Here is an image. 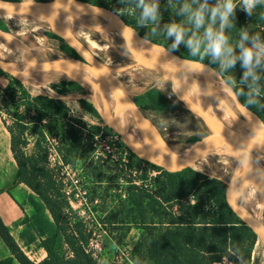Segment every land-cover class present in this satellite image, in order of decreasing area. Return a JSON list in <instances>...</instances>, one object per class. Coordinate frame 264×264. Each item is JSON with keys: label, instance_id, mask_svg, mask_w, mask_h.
I'll return each mask as SVG.
<instances>
[{"label": "rangeland", "instance_id": "rangeland-1", "mask_svg": "<svg viewBox=\"0 0 264 264\" xmlns=\"http://www.w3.org/2000/svg\"><path fill=\"white\" fill-rule=\"evenodd\" d=\"M16 19L19 21H14ZM66 22L74 23L75 21L67 19ZM0 25L6 28V31L0 29L1 31L10 34L22 45L25 42L26 48H30V50L32 48L28 57H23L21 54L16 55V57L8 53V56L3 58L5 61L14 64L16 71L23 72L26 70L27 66L23 65L25 62H40L68 57L62 49L63 43L67 44V42L44 17L28 14H0ZM78 26L87 28L81 23H78ZM154 28L152 27L147 31L149 38L143 37L135 28L133 29L142 40L166 48L158 43L163 39L164 34L160 33L159 27L156 28L155 32L153 31ZM115 30L112 31V36L111 34L106 36L93 28L84 29L82 32L73 33V42L78 46L85 47L89 54L86 53V55L98 63L106 73L112 75L118 81L119 87L123 90L126 89V94L135 102L139 96L153 87L171 99L178 106L177 109L162 112L140 109L148 118L155 120L161 126L166 141L176 153L181 155L188 153L195 142L211 133L206 121L181 102L170 79L163 77L158 70L142 67L135 58L130 59L128 55L131 53L122 35L117 29ZM202 61H206L210 66L214 64L208 58ZM213 68L220 72L218 64ZM167 72L166 70L165 74L168 77ZM43 74L44 71H41L34 75L40 78H50L57 75L51 73L45 77ZM0 76L2 77V82H0V116L6 121L7 126H14L19 118L25 115V94L49 96L62 100L69 106L70 119L56 120L44 116L37 120L33 119L34 112H31L27 117L25 116V119L22 118V122L27 128L22 134L24 142L22 147L28 159L38 164L35 169L50 174L61 188V194L67 201L71 202L73 210L68 214L73 223L79 220L87 234H90L89 248L93 250L98 264H135V260L138 263L146 264L140 255L134 257L133 254L134 248L138 244L139 250L146 249L148 241L146 227L142 224L132 226L124 241L116 243L114 237H118V234L123 230L114 232L112 238L108 234L109 226L104 222L110 213L123 212V208L120 206V196L123 193L125 182L120 158L122 157L125 163L129 161L131 156L129 149L137 156H142L141 158L144 160L161 165L165 169L167 167L154 161L151 156L135 151L113 126L106 122L104 116L105 102H102L103 99H101L97 104L95 96L99 95L102 87L107 85L95 75L94 79H91L93 85L89 89L75 81L70 74H66L53 79L51 83L36 84L30 89L21 81V78H15L1 71ZM216 79L221 81L218 75H216ZM6 88H11L12 92H15V99L10 97ZM215 89L214 86V91ZM63 91L68 92L64 94ZM218 92L221 96L227 97L228 104L235 108L233 97L226 87L220 88ZM184 97L188 98L186 92ZM247 109L251 111L249 108ZM115 112L116 107L114 106L110 113L113 115ZM72 118L80 120L87 127L76 123ZM90 125H98L102 128L108 126L113 132L102 131L96 134L94 138H90L88 131ZM70 132H72L73 137L79 139L76 149L71 151L67 146L68 143L65 142ZM130 134L133 135L134 133ZM241 147L264 167L261 150L257 151L249 142L242 144ZM217 148L207 150L201 159L192 165V168L206 176L222 180L227 186L235 176L239 164L225 146L220 145ZM145 168V166L140 165L134 173L140 174ZM167 169L169 170V168ZM146 174L148 175L147 182L150 181L151 177L156 176V173L152 172ZM38 178H45V175L39 173ZM260 187L261 194L258 193V188L250 176L244 180L243 194L258 203H262L264 207V183L261 177ZM93 189H97V194L94 195ZM76 215L79 219L75 217ZM29 216L27 217L29 218ZM262 244L263 240L258 235V240L249 258L232 254V258L224 257L220 262L214 264H264ZM58 247L59 249L61 247L66 249V246L61 243Z\"/></svg>", "mask_w": 264, "mask_h": 264}, {"label": "trees", "instance_id": "trees-1", "mask_svg": "<svg viewBox=\"0 0 264 264\" xmlns=\"http://www.w3.org/2000/svg\"><path fill=\"white\" fill-rule=\"evenodd\" d=\"M83 1L118 11L124 20L145 38H149L148 29L159 27L160 33L164 36L158 43L173 51L170 47L171 40L165 36L164 25L184 19L176 13L185 0H159L161 19L158 25L150 22L144 25L140 23L137 0ZM209 2L214 3L215 0H209ZM241 28L247 29L250 35L259 34L264 40V4L258 5L251 16L237 8L235 27L227 30L233 44L238 41ZM0 29L6 31L2 25ZM81 48L87 51L85 47ZM62 49L70 57H80L68 44L63 43ZM173 52L189 58L183 45L179 51ZM202 62L208 64L206 61ZM214 64L211 67H216ZM256 71L260 79L253 87L258 90V95L253 88L249 87L250 81L241 82L243 70L239 63L229 72L223 73L220 70V73L235 88L243 104L264 120V65ZM229 77L232 78L231 83ZM6 91L12 99H15V92H12L11 88H6ZM67 92L63 91L64 94ZM25 95V115L19 118L14 126L6 125L11 135L10 148L17 164L16 179L6 189L9 190L19 183H24L40 200L31 199L34 210L31 216L24 220L26 225L24 233L28 236L29 242L39 239L41 247L47 252V258L37 264H98L93 250L89 248L90 234H87L79 220L73 223L68 214L73 210L71 202L64 198L61 188L50 174L35 169L38 164L28 159L22 147L24 144L22 134L27 129L22 122L25 116L34 112L33 119L37 120L44 116L56 120L70 119L69 106L62 100L49 96ZM136 103L142 109L157 112L170 111L178 107L154 87L139 96ZM5 105H7L6 102ZM72 120L87 127L80 120L75 118ZM3 121L6 124V121ZM88 131L90 138H94L102 131L113 132L108 126L102 128L98 125L88 126ZM128 131L134 134L141 133ZM65 142L68 143L66 145L71 151L76 149L79 139L73 137L70 132ZM129 151L131 153L129 161L125 163L122 157L120 158L125 182L120 196L123 212L110 213L104 222L109 226L108 234L111 237L114 232L123 230L118 237H114L116 243L124 241L132 226L142 224L148 231L146 249L139 250L138 244L133 254L134 257L140 255L146 264H214L224 257L232 258V254L250 257L258 235L229 207L225 196L226 185L222 180L206 176L193 168L168 171L162 166L137 156L130 149ZM65 160L68 161L67 158ZM140 165L145 166V170L135 174L134 171H137ZM148 172L156 173L149 182H147L146 174ZM39 173H43L45 178H38ZM4 190H0V193ZM93 191L94 195L97 194V189ZM75 217L79 219L78 215ZM0 237L20 264H36L18 245L1 216ZM59 243L64 244L67 249L64 247L59 249ZM135 264L141 263L135 260Z\"/></svg>", "mask_w": 264, "mask_h": 264}, {"label": "water", "instance_id": "water-1", "mask_svg": "<svg viewBox=\"0 0 264 264\" xmlns=\"http://www.w3.org/2000/svg\"><path fill=\"white\" fill-rule=\"evenodd\" d=\"M77 5L83 7L82 10H77L81 13L93 14L107 18L120 32L131 55L134 56L139 65L146 69L158 70L161 72L163 77L172 80V82L176 84L177 95L181 102L193 113L206 121L211 133L203 139L195 142L188 153L184 155L176 153L166 141L161 126L155 120L148 118L142 112L137 103L132 100L123 89L118 87L108 78L98 63L92 60L88 55L84 54L78 45L61 35L58 31L57 32L65 39L67 44L74 48V50L78 53L80 56L79 58L68 56L48 61H29L23 64L27 66V69L23 72L14 70V64L0 58V70L15 78H20L24 75L41 71L72 74L78 68L89 69L94 73V75L100 78L102 82L107 84L118 96V98L130 109L139 124L148 131L146 137L154 143V145L169 161L178 166L177 168H169V170L167 167L166 170L168 171H178L185 168H192V165L198 162L203 154L209 150L212 145L215 143H222L228 152L238 161V170L241 173L240 177L236 178L234 182L231 181L227 184L225 192L226 201L231 210L243 222L250 226L257 235L264 239V223L254 218L248 209L239 203L231 194L232 186L242 182L248 176L252 175V171H256L264 177V167L254 157L240 147L236 141V133L232 131L218 116H215L212 103L222 106L230 118L241 126L245 125L252 128H264V120L255 113L249 111L243 105L234 88L225 81L220 72H217L213 67L198 59H196V62H193V59L182 57L168 48H164L147 40L144 41L148 42L150 47L157 49L158 53L145 58L141 54L139 46L136 43V35H139L124 20L118 11L83 0H0V12L41 16L46 18L51 25L53 24L56 26L53 20L49 17V13L52 11L72 12L75 11V6ZM181 67L190 69L195 78L193 86H190V93H188L187 99L184 97L182 88L179 86L178 81L169 76L167 77L165 74L166 70L169 72V70ZM216 75L221 78V81L216 79ZM216 83L228 88L242 117L236 115L234 111L224 102L220 95L214 91ZM114 129L122 136L128 145L132 144L133 147L135 146V144L130 141L127 134L123 133L116 127ZM142 153L145 152L142 151ZM249 221L254 223L256 228L249 225Z\"/></svg>", "mask_w": 264, "mask_h": 264}, {"label": "bare ground", "instance_id": "bare-ground-1", "mask_svg": "<svg viewBox=\"0 0 264 264\" xmlns=\"http://www.w3.org/2000/svg\"><path fill=\"white\" fill-rule=\"evenodd\" d=\"M82 8H83L82 6L77 5V6H75V11H72V12H64V11H52V12H50L49 17L53 20L54 24L56 25V26H54L52 24V27L56 31H58L61 35H63L64 37H66L67 39H69L72 42H73V33L74 32H82L84 29L93 28L96 31H98L99 33H102L106 36L110 35L112 33V31H114L116 29L111 24V22L103 16H95L93 14H85V13H81L80 11H77V10H82ZM0 14H12V13L0 12ZM67 19L74 20L75 22L74 23L66 22ZM78 23L86 25L87 28L78 26ZM112 35L113 34H111V36ZM106 41H108V40H106ZM108 43H109V41H108ZM136 43L139 46L141 54L145 58L158 53L157 49L150 47L148 45V42L142 40L137 35H136ZM24 44H25V42H24ZM23 45L20 44L19 42H17L13 38V36H11L10 34L5 33V32L0 30V58L3 59L4 57L8 56V53L12 54L11 56H16L18 54H21V55H23V57H28L31 54L32 48L30 50V48H26L25 45L24 46ZM79 48L81 49V51L83 53L88 54V52L86 50L82 49L80 46H79ZM128 56L130 59L131 58L134 59L133 55L129 54ZM18 63H20V62H18ZM104 72L106 73L105 70H104ZM35 73L36 72L20 77L21 81L30 89L33 88L36 84H40V83L48 84V83H51V81L53 79L60 78L61 76L66 75V74L61 73V72L44 71L43 75H45V77L51 73H56L57 75L54 77H50V78H40V77H37L36 75H34ZM168 74H169V77L178 81V84L182 88L184 96H185V92H186V94L190 93V86H193V84L195 82L194 74L191 72L190 69H188L186 67L175 68V69L169 71ZM70 75L75 79V81H77L81 85L91 89V85H93L91 79L92 78L94 79L95 75L89 69L78 68L74 73H72ZM106 75L114 84H116L119 87L118 81L112 75H110L109 73H106ZM173 84H174V87L176 88V84L175 83H173ZM215 87H216L215 92L217 94H219L218 90L220 88H223L224 86L216 83ZM220 97L224 101H226V103L229 102L227 97H224L221 95H220ZM101 99H103L102 102H105V109L106 110H105L104 116H105L106 122L109 123L110 125H112L113 128L116 127L118 129H120L123 133L127 134L130 138V141H132L133 144H135L134 147L132 144H130L131 147L135 149V151H138V152L143 151L146 154H149L155 161H157L158 163H160V164H162L168 168H177L178 167L175 163H172L168 159H160L159 158V157H165V156L154 145V143L146 137V134H148L147 133L148 131L139 124V122L136 120L134 114L118 98V96L114 93V91L108 85L102 87L101 93L99 95L95 96V102L97 104ZM212 105H213L215 116H218L232 131H234L236 133V135H237L236 141L238 142L240 147L242 144L249 142V144H251L254 149H256L257 151L261 150L260 152L263 153V160H264V128H252V127L245 126V125H243V126L238 125L237 123H235L230 118V116L227 114V112L225 111V109L222 106H220L219 104H215V103H212ZM114 106L116 107V112H115V114L112 115V113H110V110ZM126 121H127V125H126ZM128 130L137 131V132H141V133H137V134L132 135L129 133ZM220 145L224 146L222 143H215L209 149L215 150ZM238 168H237V171L235 173V176L232 178V182H234L235 179L240 177V175H241ZM250 176L254 180L256 187L258 188V193L260 192V194H261L260 177H261L263 183H264V177H262L256 171H252V175H250ZM250 176H248V177H250ZM243 191H244V180L242 182L237 183V184L232 186L231 194L239 203L246 206V208L248 209V211L252 214V216L254 218H256L257 220L264 223V207H263L262 203H258L257 201L253 200L249 196L243 194ZM248 223L253 228H256L255 224L252 223L251 221H249ZM260 238L263 240L262 245L264 248V239L261 236H260ZM258 254H259V252H258ZM263 254H264V250H263Z\"/></svg>", "mask_w": 264, "mask_h": 264}, {"label": "clouds", "instance_id": "clouds-1", "mask_svg": "<svg viewBox=\"0 0 264 264\" xmlns=\"http://www.w3.org/2000/svg\"><path fill=\"white\" fill-rule=\"evenodd\" d=\"M264 4V0H185L177 10V15L184 19L164 25V33L171 40V49L179 51L181 45L187 50L189 58L203 60L208 58L218 64L223 73L240 64L243 74L241 82H251L253 86L259 81L257 69L264 65V40L259 34L250 35L241 28L238 41L233 44L227 30L235 27L237 8L251 16L254 9ZM140 9V23L158 25L161 19L159 0H137ZM156 31V28L153 29ZM229 82L232 78L229 77ZM252 101H250L251 103Z\"/></svg>", "mask_w": 264, "mask_h": 264}, {"label": "crops", "instance_id": "crops-1", "mask_svg": "<svg viewBox=\"0 0 264 264\" xmlns=\"http://www.w3.org/2000/svg\"><path fill=\"white\" fill-rule=\"evenodd\" d=\"M1 78L0 76V82H2ZM10 146L11 135L0 116V190L6 189L16 179L17 164ZM31 199L40 201L38 196L24 183L2 191L0 193V216L21 249L31 261L37 264L47 258V252L41 247L39 239L30 243L28 236L24 233L26 231L24 220L33 213ZM47 217L50 218V215L47 214ZM0 264H20L1 237Z\"/></svg>", "mask_w": 264, "mask_h": 264}, {"label": "flooded vegetation", "instance_id": "flooded-vegetation-1", "mask_svg": "<svg viewBox=\"0 0 264 264\" xmlns=\"http://www.w3.org/2000/svg\"><path fill=\"white\" fill-rule=\"evenodd\" d=\"M221 74V73H220ZM222 75V74H221ZM224 78V77H223ZM225 79V78H224ZM226 81V80H225ZM227 82V81H226ZM228 83V82H227ZM232 86V85H231ZM233 87V86H232ZM234 88V87H233ZM234 90H235V88H234ZM236 92V91H235ZM237 94V93H236ZM188 95V94H187ZM238 95V94H237ZM238 98H239V96H238ZM240 99V98H239ZM241 101V100H240ZM225 103H226V101H224ZM233 102H234V100H233ZM242 102V101H241ZM243 103V102H242ZM233 111H234V113L236 114V115H238V116H240V117H242V115H241V113H240V111L238 110V108L236 107V105H235V103H234V106H235V108L238 110V112H237V110L234 108V107H232V106H230V104H228V103H226ZM244 105V104H243ZM245 106V105H244ZM232 119V118H231ZM233 120V119H232ZM234 121V120H233ZM235 122V121H234ZM236 123V122H235Z\"/></svg>", "mask_w": 264, "mask_h": 264}]
</instances>
